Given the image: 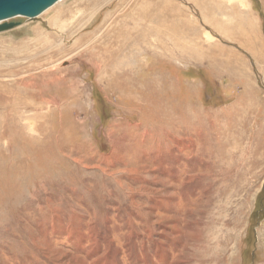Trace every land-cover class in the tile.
I'll use <instances>...</instances> for the list:
<instances>
[{
    "label": "rangeland",
    "instance_id": "obj_1",
    "mask_svg": "<svg viewBox=\"0 0 264 264\" xmlns=\"http://www.w3.org/2000/svg\"><path fill=\"white\" fill-rule=\"evenodd\" d=\"M0 264H264V0H61L0 33Z\"/></svg>",
    "mask_w": 264,
    "mask_h": 264
},
{
    "label": "water",
    "instance_id": "obj_2",
    "mask_svg": "<svg viewBox=\"0 0 264 264\" xmlns=\"http://www.w3.org/2000/svg\"><path fill=\"white\" fill-rule=\"evenodd\" d=\"M61 0H0V33L37 18Z\"/></svg>",
    "mask_w": 264,
    "mask_h": 264
},
{
    "label": "bare ground",
    "instance_id": "obj_3",
    "mask_svg": "<svg viewBox=\"0 0 264 264\" xmlns=\"http://www.w3.org/2000/svg\"><path fill=\"white\" fill-rule=\"evenodd\" d=\"M158 7V6H157ZM152 8V7H151ZM159 8V7H158ZM154 9V8H153ZM154 11H155V9H154ZM45 12V11H44ZM58 13V12H57ZM60 13H61V11H60ZM64 13V12H63ZM139 13H142V12H139ZM146 14V13H145ZM56 15V14H55ZM60 15H62V14H60ZM137 15H138V13H137ZM142 15H143V13H142ZM58 16H59V14H58ZM130 16V15H129ZM134 18V17H133ZM137 18V17H136ZM140 18V17H139ZM128 19H132L131 17L130 18H127V20ZM135 19V18H134ZM141 19V18H140ZM127 22V21H126ZM131 23H132V20H131ZM63 24V23H62ZM164 24V23H163ZM62 26V25H61ZM136 26V25H135ZM132 28V27H131ZM165 28V27H164ZM127 31V30H126ZM125 31V32H126ZM165 31V30H164ZM171 31V30H170ZM109 33V32H108ZM111 33H113V32H111ZM127 33V32H126ZM137 35V34H136ZM39 36H40V34H39ZM109 36H110V34H109ZM135 36V35H134ZM133 34H129V35H127V34H125L124 32H122L119 28H117V30H116V33H114L113 34V36H112V39H107L105 36H103V43L104 44H106L107 45V43H110L111 45H108V46H104V47H101L102 48V52H103V55H104V57L105 58H107V63H110L111 62V59L113 58V54L115 53V51L116 50H118L119 48H120V46H121V41H124V40H127V41H130V40H132L133 39ZM46 37V36H45ZM108 37V36H107ZM149 37V36H148ZM151 37V36H150ZM40 38V37H39ZM43 38V37H42ZM253 38V37H252ZM256 38V37H255ZM41 39V38H40ZM146 39V38H145ZM42 40H44V39H42ZM131 42V41H130ZM146 42H147V40H146ZM47 43V42H46ZM102 43V44H103ZM145 43V42H144ZM243 43V42H242ZM123 44H124V42H123ZM113 45L115 46V47H113ZM151 44H149V46H150ZM165 45V44H164ZM245 45V44H244ZM43 46V45H42ZM99 46V45H98ZM126 46V45H125ZM252 46V45H251ZM122 47V46H121ZM152 47V46H151ZM113 48H115V49H113ZM147 48V47H146ZM145 48V49H146ZM138 49V48H137ZM94 50V49H93ZM124 50V49H123ZM41 51V50H40ZM90 51V50H89ZM92 52V51H91ZM146 52V51H145ZM121 53V52H120ZM125 53V52H124ZM135 53V52H134ZM153 53V52H152ZM93 54V53H92ZM100 54H101V52H100ZM99 54V55H100ZM91 55V54H90ZM94 55H95V53H94ZM118 55V54H117ZM131 55V54H130ZM137 55V54H136ZM101 56V55H100ZM95 57V56H94ZM97 57V56H96ZM99 57V56H98ZM129 58V57H128ZM99 59V58H98ZM102 59H103V57H102ZM92 60V59H91ZM94 60V59H93ZM114 60V59H113ZM138 60V59H137ZM104 61V60H103ZM106 64V63H105ZM101 65H103V64H101ZM110 65V64H109ZM97 66V65H96ZM103 66H105V65H103ZM105 69V68H104ZM165 129V128H164Z\"/></svg>",
    "mask_w": 264,
    "mask_h": 264
}]
</instances>
